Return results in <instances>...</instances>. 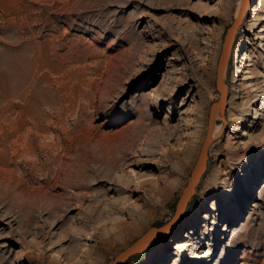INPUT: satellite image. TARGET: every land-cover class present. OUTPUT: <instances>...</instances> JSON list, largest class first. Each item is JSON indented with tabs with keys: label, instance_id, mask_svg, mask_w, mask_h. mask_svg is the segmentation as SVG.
Wrapping results in <instances>:
<instances>
[{
	"label": "rangeland",
	"instance_id": "obj_1",
	"mask_svg": "<svg viewBox=\"0 0 264 264\" xmlns=\"http://www.w3.org/2000/svg\"><path fill=\"white\" fill-rule=\"evenodd\" d=\"M240 6L0 0V264H112L172 220ZM225 75L223 128L178 225L121 264H264V0L248 5ZM160 184L172 191L138 232L101 239L113 203L142 206L140 186Z\"/></svg>",
	"mask_w": 264,
	"mask_h": 264
},
{
	"label": "bare ground",
	"instance_id": "obj_2",
	"mask_svg": "<svg viewBox=\"0 0 264 264\" xmlns=\"http://www.w3.org/2000/svg\"><path fill=\"white\" fill-rule=\"evenodd\" d=\"M250 2H252V0H241V6H240L239 14H238V16L236 18V19H238L240 21V24H241V21H242L244 15H245V12H246ZM234 42H233V44H234ZM238 71H240V70H238ZM225 76L226 75H225V70H224L223 71L222 82L226 85V83H225L226 77ZM226 94H227V98L225 99V103H227V99H228L227 85H226V93H225V95ZM220 97H221V93H220ZM210 111H211V108H210ZM224 116H225V110H224L223 113H220V110L216 109L215 118H214V121H213V128H212L211 135H210L212 139H213V137H212L213 133H214V135L219 134L221 132L222 128H223L222 124H215L216 118L223 119ZM209 118H210V114H209ZM209 128H210V126H209V120H208V131H209ZM208 131H207L206 138L208 136ZM204 142H205V140H204ZM169 187L170 186H168V185L166 186V184L165 185L160 184L159 186H149V187L141 185L140 188L143 189V194H142V196H140V199H141V201L143 203L142 206L136 205L135 203H130L129 199H125V200H121V201H117L116 203H113L107 214H108L109 218H112L115 221V224L112 226L111 229H106L104 227V229H103L104 230V235L101 236V239H105V241H108V242L109 241H113V239L114 240H118L119 239L121 241H125V240L129 239L133 234L138 232V230L140 229L141 224L144 222V219H145V216H146L144 208L152 206L153 203L157 202L155 200L156 196H157L156 195L157 193H162V192H164L166 194L171 193L172 188H169ZM117 191L118 192H124V193L125 192H130V193L132 192L133 194H137V191L129 190V189L124 188V187H119L117 189ZM184 204H185V202L183 200V193H182V195H181V197H180V199L178 201V209H179L178 210V214L174 218L173 222H171L172 229L169 230V233L178 225V223H179V221L181 219V217H179V215L181 213L182 208L184 207ZM125 209H129L130 212H127ZM98 218L100 220H102V221L104 220V217L103 218L98 217ZM150 229H151V232L154 231V230H152V228H150ZM169 233H167V234H169ZM98 234H99V232H98ZM167 234L165 236H167ZM78 240H79V238H78ZM145 240H146V238L140 241V243H139L140 245L138 246V248L142 247L145 244ZM99 241H100V239H99ZM99 248H100V246H99ZM127 249H125L124 251H126ZM123 252H121L116 258L117 259L121 258V256L124 254ZM88 262H87V260L85 258H83L77 264H88Z\"/></svg>",
	"mask_w": 264,
	"mask_h": 264
},
{
	"label": "water",
	"instance_id": "obj_3",
	"mask_svg": "<svg viewBox=\"0 0 264 264\" xmlns=\"http://www.w3.org/2000/svg\"><path fill=\"white\" fill-rule=\"evenodd\" d=\"M240 21L238 19L234 20L233 24H231V26L228 27L226 34H225V38L223 41V46H222V50L218 59V64H217V89L219 90V92L221 93V97L219 100L213 102L212 106H211V111H210V118H209V131H208V136L205 139V142L202 146L201 152L199 154L198 160L194 166L193 171L191 172V179L189 180L188 184L186 185V187L183 190V200L185 202L184 207L181 210V213L179 215V217L182 216V214L184 213L185 209L188 206L189 200L190 198L193 196L196 186L198 185L201 176L203 175V173L205 172L206 168H207V159H208V149L210 144L212 143L213 139L211 138V131L213 128V121L215 118V111L216 109L220 110V113H223L225 108H226V104L225 103V99L227 98V94L226 93V85L222 82V77H223V71L225 70L230 56H231V51H232V47H233V42L235 41V37H236V33L239 27ZM178 203L176 205V210H175V216L172 218V220H170L169 222H167L165 225L161 226V227H152V231L151 229L148 230L141 238H139L132 246H130L126 251H124L123 255L121 256V258L119 259H115L113 264H121L124 260H126L130 255H133L135 253L138 252H142L143 250H145L147 248V246L149 245V243L157 238V237H161V236H165L167 233H169V230L172 229V224L171 222H173L174 218L176 217V215L178 214ZM145 244L142 247L138 246L140 245V241L145 239Z\"/></svg>",
	"mask_w": 264,
	"mask_h": 264
}]
</instances>
